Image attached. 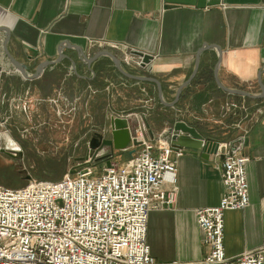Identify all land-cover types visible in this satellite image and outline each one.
<instances>
[{
	"label": "crops",
	"instance_id": "1",
	"mask_svg": "<svg viewBox=\"0 0 264 264\" xmlns=\"http://www.w3.org/2000/svg\"><path fill=\"white\" fill-rule=\"evenodd\" d=\"M6 28L8 50L29 74L41 62L56 61L63 43L61 52L68 58L46 67L35 79H24L4 54ZM72 45L87 56L108 50L125 71L156 78L164 101L175 106H164L154 83L123 76L106 56L87 66ZM204 45L221 49L220 62L215 48L203 51L196 76L176 98ZM136 51L153 56L149 70L139 66ZM217 64L224 87L262 97L222 90L214 78ZM260 72L264 84V0H0V119L6 120V134L22 150L36 148L41 136L55 127L50 116L61 112L68 117L63 124L67 134L77 129L104 130L112 118L122 117L130 120L134 134L141 131L148 140L169 143L167 123L181 120L218 144L242 143L240 154L249 159V204L224 215L225 254L230 260L264 246ZM91 110L101 114L98 123L75 125L76 111ZM140 149L138 145L124 150L134 152L117 163ZM182 150L179 157L175 152L171 155L177 167L175 202L168 209L150 212L148 218L147 243L162 264L194 263L206 256L208 246L195 210L216 205L225 193L222 157L214 154L205 159L201 151ZM162 187H173L168 176Z\"/></svg>",
	"mask_w": 264,
	"mask_h": 264
},
{
	"label": "built area",
	"instance_id": "2",
	"mask_svg": "<svg viewBox=\"0 0 264 264\" xmlns=\"http://www.w3.org/2000/svg\"><path fill=\"white\" fill-rule=\"evenodd\" d=\"M135 138L140 151L121 164L87 165L18 188L0 184V264H162L147 243L148 218L174 204L177 167L171 155L183 150L148 140L141 131ZM14 144L6 147L19 150ZM241 148L240 141L219 144L225 193L216 205L195 210L206 256L169 264H264V246L234 260L225 254L224 215L249 204V159ZM166 176L169 190L162 187Z\"/></svg>",
	"mask_w": 264,
	"mask_h": 264
},
{
	"label": "rangeland",
	"instance_id": "3",
	"mask_svg": "<svg viewBox=\"0 0 264 264\" xmlns=\"http://www.w3.org/2000/svg\"><path fill=\"white\" fill-rule=\"evenodd\" d=\"M99 114L93 110L76 111L75 125L83 126L90 122L93 126L101 120V114ZM50 117L53 121L51 125L55 124V127L49 131V134L45 132L41 136L42 141L36 148L23 146L22 150L19 143L13 141L10 135L0 133V183L2 185L13 184L18 188L27 185L32 179L54 181L83 166L102 167L106 161L117 163L121 157L127 158L132 155L118 150L114 152L108 150L101 155L100 152L92 153L87 142L93 133L77 129L76 133L67 134V129L63 127L68 119L67 114L61 112L59 115ZM62 120L64 123H61ZM8 142L15 143V147L19 150L8 149L6 147Z\"/></svg>",
	"mask_w": 264,
	"mask_h": 264
},
{
	"label": "water",
	"instance_id": "4",
	"mask_svg": "<svg viewBox=\"0 0 264 264\" xmlns=\"http://www.w3.org/2000/svg\"><path fill=\"white\" fill-rule=\"evenodd\" d=\"M5 38L3 41V50L4 54L6 55L11 67L14 69L15 73L19 74L22 76L24 79H35L37 78L42 71L50 66L54 65L63 58H68L66 55H64L61 50L65 48V43L61 44L59 48V58L56 61H47V62H41L38 66L36 71L33 74H29L27 71V66L18 60H16L9 52L8 50V42L10 39V30L6 28L5 30ZM75 51L77 52L79 59L85 62L87 66H91L92 63H94L98 58L102 56H106L110 58L112 61L113 65L115 68L125 77L131 78L133 80L137 81H142V82H151L154 83L158 92V97L161 103L164 106L167 107H174V103H167L163 99V94H162V86L161 83L153 77H148V76H140V75H135L131 74L127 71H125L122 67V63L119 58H117L112 52L108 50H99L92 56H87L80 47L72 45ZM215 48L218 53V63L221 60V49L218 46H206L204 45L196 54V61H195V67L194 70L191 74V76L183 82L177 89L176 92V98H178L180 92L182 91L183 88H185L196 76V73L199 68L200 64V55L203 51L208 50V49H213ZM135 55H137L140 58L139 66L142 68H147L149 70L151 61L153 59V56L149 54H144L142 52L136 51L134 52ZM74 63V62H73ZM217 67L218 64L215 66L214 69V78L215 82L217 85L224 91L232 94H239L242 96H246L249 98L257 99L261 98L262 95H254L250 94L246 91L243 90H237V89H229L224 87L217 75ZM263 72V71H262ZM260 72L259 77H258V83L261 89V93L264 94V84L261 80V74ZM168 124V131L167 135L169 136V141L174 150L177 149H193L197 151L202 152V157L207 159L210 155L217 154L219 144L215 141H211L209 139L204 138V136L197 131L195 127H192L188 125L186 122L181 121V120H175L171 121ZM141 141L138 140L133 136V129L131 128V122L127 118H122V117H115L110 120V125L107 129L104 130V132L100 133H95L89 142V149L90 152L94 153L96 149L99 148L100 144L101 145H106L109 146L111 151L118 150V151H124L129 149V147H136L140 145ZM134 151H130V154H132ZM106 165H110V161H106ZM73 173V171H71Z\"/></svg>",
	"mask_w": 264,
	"mask_h": 264
},
{
	"label": "flooded vegetation",
	"instance_id": "5",
	"mask_svg": "<svg viewBox=\"0 0 264 264\" xmlns=\"http://www.w3.org/2000/svg\"><path fill=\"white\" fill-rule=\"evenodd\" d=\"M0 123H2V125L0 126L1 127V130H0V133H3V134H5L6 133V128H5V124H6V120H4V119H0ZM105 130V129H104ZM104 130H100V131H95V132H93V135L95 134V133H100V132H104ZM30 134V132H27V131H22V134L23 135H28V134ZM7 135V134H6ZM93 135H91L90 137H89V140H88V145H89V142H90V139H91V137L93 136ZM133 136L135 137V135H134V132H133ZM10 142H8V144H9ZM169 143H170V141H169ZM171 145V144H170ZM108 150H110L111 151V149H110V147L109 146H106V145H101L100 144V146H99V148L98 149H96V153H102V152H107ZM101 155V154H100Z\"/></svg>",
	"mask_w": 264,
	"mask_h": 264
}]
</instances>
